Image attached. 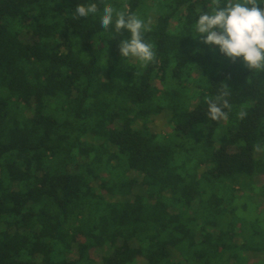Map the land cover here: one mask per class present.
Here are the masks:
<instances>
[{
	"label": "trees",
	"instance_id": "trees-1",
	"mask_svg": "<svg viewBox=\"0 0 264 264\" xmlns=\"http://www.w3.org/2000/svg\"><path fill=\"white\" fill-rule=\"evenodd\" d=\"M105 4L145 21L154 61L120 55ZM213 6L0 0V264H264V70L202 42Z\"/></svg>",
	"mask_w": 264,
	"mask_h": 264
},
{
	"label": "clouds",
	"instance_id": "clouds-1",
	"mask_svg": "<svg viewBox=\"0 0 264 264\" xmlns=\"http://www.w3.org/2000/svg\"><path fill=\"white\" fill-rule=\"evenodd\" d=\"M210 11L199 14L195 23V32L203 37L202 42L219 46V51L233 63L242 57L248 69L264 70V8L257 0H213ZM99 11L96 3L78 4L74 13L78 17H88ZM105 30L119 34L127 32L129 38L120 40L119 51L123 58H136L145 64L156 59L152 43L145 40L144 33L150 31L145 21L135 14L117 10L112 4H105L100 20ZM227 96V92L222 93ZM207 116L213 121L227 117L224 109L230 108L227 99L220 97L206 99ZM246 113H240L244 118ZM261 147L257 145V151Z\"/></svg>",
	"mask_w": 264,
	"mask_h": 264
},
{
	"label": "rangeland",
	"instance_id": "rangeland-1",
	"mask_svg": "<svg viewBox=\"0 0 264 264\" xmlns=\"http://www.w3.org/2000/svg\"><path fill=\"white\" fill-rule=\"evenodd\" d=\"M155 125L156 126L158 125L157 127H160V128H164L165 127L164 129L166 130L168 128L166 116L163 115V117H160L159 119H157L155 121ZM260 201H261V199H260ZM252 225H253V222H250L248 224V229H245L246 230L245 233H247V234H244L245 236H251L253 234L254 226H252ZM227 242L229 244H231L232 241L231 240H227ZM258 242L260 243V240H258ZM233 252L237 253V248L233 249ZM246 256H247V258L251 259L250 261H254V260H258V261L262 260V261H264V255H260L259 257H257L255 259L254 253L249 252V253L246 254Z\"/></svg>",
	"mask_w": 264,
	"mask_h": 264
}]
</instances>
